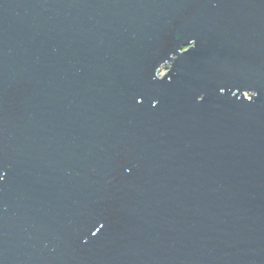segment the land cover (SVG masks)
Masks as SVG:
<instances>
[{
  "label": "water",
  "instance_id": "water-1",
  "mask_svg": "<svg viewBox=\"0 0 264 264\" xmlns=\"http://www.w3.org/2000/svg\"><path fill=\"white\" fill-rule=\"evenodd\" d=\"M0 264H264V0H0Z\"/></svg>",
  "mask_w": 264,
  "mask_h": 264
}]
</instances>
